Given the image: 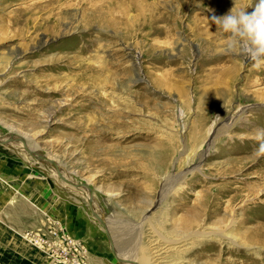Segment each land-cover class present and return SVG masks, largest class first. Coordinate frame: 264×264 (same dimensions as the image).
Wrapping results in <instances>:
<instances>
[{
	"label": "rangeland",
	"instance_id": "rangeland-1",
	"mask_svg": "<svg viewBox=\"0 0 264 264\" xmlns=\"http://www.w3.org/2000/svg\"><path fill=\"white\" fill-rule=\"evenodd\" d=\"M256 2L0 0V139L87 184L116 264H264V246L241 241L264 227V64L226 51L211 19ZM0 148L41 182L33 198L3 183L0 264H62L13 222L72 205L101 227L88 189L18 141Z\"/></svg>",
	"mask_w": 264,
	"mask_h": 264
},
{
	"label": "crops",
	"instance_id": "crops-1",
	"mask_svg": "<svg viewBox=\"0 0 264 264\" xmlns=\"http://www.w3.org/2000/svg\"><path fill=\"white\" fill-rule=\"evenodd\" d=\"M30 166L32 168L37 167L36 164H30ZM0 182V203L8 204L9 200L12 199L10 197L13 196L12 191L8 192L4 190L3 183L11 185L13 191H19L18 193L22 196H31V198H33L39 195L41 183L39 175L37 173H32L28 165L20 159H16L8 153H5L1 148ZM17 202L18 205L20 201ZM42 205L51 206L46 200L42 201ZM18 206L15 208L16 212L19 211ZM22 211L18 219L19 222L15 224L13 222V227H15V225L16 227L29 226L30 228H25V230H27L34 229L40 224L34 223L35 219L39 216L37 209L24 207ZM57 216L58 218L55 216L56 219H58L67 232L84 243L87 252V261H89L88 264H116L105 253V247L107 242L109 244V241L107 237L102 234L103 229L88 218L85 210H77L71 205L70 207L67 206L64 212L58 213ZM22 220L27 221V223L24 222L26 224H23Z\"/></svg>",
	"mask_w": 264,
	"mask_h": 264
},
{
	"label": "clouds",
	"instance_id": "clouds-1",
	"mask_svg": "<svg viewBox=\"0 0 264 264\" xmlns=\"http://www.w3.org/2000/svg\"><path fill=\"white\" fill-rule=\"evenodd\" d=\"M252 9L248 12L247 9L234 6L227 14L213 16L211 19L228 36L225 50L238 51L259 67L264 64V0H257ZM258 134L264 135V131ZM254 155H264V143Z\"/></svg>",
	"mask_w": 264,
	"mask_h": 264
},
{
	"label": "built area",
	"instance_id": "built-area-1",
	"mask_svg": "<svg viewBox=\"0 0 264 264\" xmlns=\"http://www.w3.org/2000/svg\"><path fill=\"white\" fill-rule=\"evenodd\" d=\"M23 235L29 241L45 249L54 262L87 264L84 243L67 232L53 217L46 216L34 229L23 231Z\"/></svg>",
	"mask_w": 264,
	"mask_h": 264
},
{
	"label": "bare ground",
	"instance_id": "bare-ground-1",
	"mask_svg": "<svg viewBox=\"0 0 264 264\" xmlns=\"http://www.w3.org/2000/svg\"><path fill=\"white\" fill-rule=\"evenodd\" d=\"M52 4V3H51ZM53 5V4H52ZM57 5V4H56ZM64 9V8H63ZM67 12V11H66ZM67 14V13H66ZM70 14V13H69ZM63 17V16H62ZM69 17V16H68ZM75 17V16H74ZM73 17V18H74ZM67 18V17H66ZM82 19V18H81ZM66 20V19H65ZM74 21V20H73ZM66 22V21H65ZM67 22H68V20H67ZM78 23V22H77ZM63 25V24H62ZM74 25H75V22H74ZM73 25V26H74ZM78 25V24H77ZM64 26V25H63ZM71 25H69V27H70ZM68 27V28H69ZM75 28V27H74ZM66 29V28H65ZM72 29V28H71ZM73 30V29H72ZM74 31V30H73ZM12 53V52H11ZM13 54V53H12ZM8 55V54H7ZM10 59V58H9ZM81 60V59H80ZM100 82V81H99ZM98 84V83H97ZM100 85V84H99ZM7 140V139H6ZM12 141H13V139H12ZM170 152H172V147H171V145H167V146H165V150H164V152L162 153V156H161V158H160V160H159V170L160 169H162V166H165L166 165V163H167V155H168V153H170ZM46 157V156H45ZM47 158V157H46ZM49 159V158H48ZM190 172V171H189ZM58 173V172H57ZM183 175V174H182ZM184 176H185V173H184ZM180 177V176H179ZM181 178V177H180ZM183 178V177H182ZM178 179V178H177ZM181 181H182V179H181ZM176 182V180L175 179H173V181H172V184L173 183H175ZM178 182V181H177ZM72 183H74V184H76L75 182H72ZM179 183V182H178ZM166 184V183H165ZM180 184V183H179ZM84 188H86V187H84ZM86 190H87V188H86ZM88 193V199H91V201H92V205H93V200H92V193L90 194L89 192H87ZM227 221V220H226ZM231 221V220H230ZM233 222V221H232ZM108 230V229H107ZM262 232H261V229H259V230H256V232H251V233H248L246 236H245V239L244 240H241L242 242L243 241H245L247 244H251V245H257L256 247H260V246H264V227L262 228ZM157 232V231H156ZM108 233H109V231H108ZM155 233V232H154ZM153 233V234H154ZM110 234V233H109ZM156 234V233H155ZM212 234H214V233H212V232H199V233H197V234H194V235H187V237H185L183 240L184 241H186V240H191V241H195V240H192V239H196V238H198L199 236H202V237H206L207 235H212ZM216 235L217 236H221V237H228L229 238V240L231 241V242H236V237H235V235L234 236H231V235H227V233H226V235L225 234H223V233H219V235L216 233ZM24 236V235H23ZM158 236V235H157ZM216 236V237H217ZM230 236V237H229ZM209 237V236H208ZM25 238V237H24ZM237 238H239V237H237ZM167 240V239H166ZM168 241V240H167ZM238 243L240 242V241H237ZM244 242V243H245ZM258 242V243H257ZM241 244V243H240ZM239 244V245H240ZM247 246V245H246ZM250 246V245H249ZM254 249V248H253ZM117 257V256H116ZM149 259V258H148ZM139 260H140V264H148V261H147V256L146 255H140L139 256ZM126 261V263H128L127 261H132L134 264H139V263H137V262H135V261H133V260H125ZM129 264V263H128Z\"/></svg>",
	"mask_w": 264,
	"mask_h": 264
},
{
	"label": "water",
	"instance_id": "water-1",
	"mask_svg": "<svg viewBox=\"0 0 264 264\" xmlns=\"http://www.w3.org/2000/svg\"><path fill=\"white\" fill-rule=\"evenodd\" d=\"M16 137H18V136H16ZM12 141V139H8V140H5V141H3V140H1L0 139V144H2V145H8L9 144V142H11ZM13 141L14 142H20L21 144H22V146H23V149L27 152V153H29L30 155H32L33 157H35V159H37V160H40V161H44V162H47L48 164H50L57 172H58V175H59V178L63 181V182H65V183H67V184H69V185H71V186H74V187H79V186H81V187H86L87 189H88V191H89V193L91 194L92 193V191H91V189L87 186V184H85V183H80V184H74V183H72L71 181H69L67 178H65V177H63V175H61L60 173H59V170H58V165L55 163V161L54 160H51V159H48V158H46L44 155H41V154H38V155H36V154H34L33 153V151L32 150H30L28 147H27V145H26V143H25V140L22 138V137H18V138H15V139H13ZM37 164V163H36ZM87 204H88V206H89V208H90V210H91V213H92V215L97 219V221L100 223V225H101V227H102V229H103V231H104V233H105V235H106V237H107V239H108V241H109V244H110V246H111V252L113 253V255L116 257V254H115V249H114V245H113V240H112V237H111V235L108 233V230H107V227H106V224H105V222L103 221V219L93 210V205H92V201H91V199H88L87 200ZM117 258V257H116ZM129 264H134L132 261H127ZM123 263H126V262H123Z\"/></svg>",
	"mask_w": 264,
	"mask_h": 264
}]
</instances>
